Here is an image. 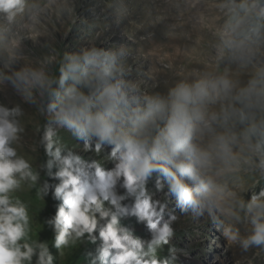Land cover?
<instances>
[{"label": "clouds", "instance_id": "clouds-1", "mask_svg": "<svg viewBox=\"0 0 264 264\" xmlns=\"http://www.w3.org/2000/svg\"><path fill=\"white\" fill-rule=\"evenodd\" d=\"M0 264H264V0H0Z\"/></svg>", "mask_w": 264, "mask_h": 264}]
</instances>
